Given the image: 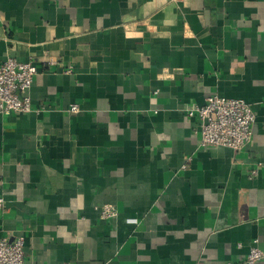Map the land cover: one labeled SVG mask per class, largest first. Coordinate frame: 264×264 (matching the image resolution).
<instances>
[{
	"label": "crops",
	"instance_id": "crops-1",
	"mask_svg": "<svg viewBox=\"0 0 264 264\" xmlns=\"http://www.w3.org/2000/svg\"><path fill=\"white\" fill-rule=\"evenodd\" d=\"M7 57L37 67L43 107L0 114V239L25 264L264 253V0H0ZM210 95L254 110L241 150L199 145L186 110Z\"/></svg>",
	"mask_w": 264,
	"mask_h": 264
},
{
	"label": "built area",
	"instance_id": "built-area-1",
	"mask_svg": "<svg viewBox=\"0 0 264 264\" xmlns=\"http://www.w3.org/2000/svg\"><path fill=\"white\" fill-rule=\"evenodd\" d=\"M37 67L7 57L0 65V114L39 113L43 107L32 111L29 97L25 94L34 82ZM66 72L70 73V70ZM67 112H78L77 105H71ZM188 117L199 122V145L201 147H222L233 151L244 148L251 140L255 113L252 107L241 99H230L210 95L204 105L186 110ZM253 175L256 171H253ZM2 200L0 199V207ZM100 217L109 219L117 214L110 204L99 208ZM264 259V253L252 246L245 259L246 264H256ZM0 264H25L24 238L0 239Z\"/></svg>",
	"mask_w": 264,
	"mask_h": 264
}]
</instances>
